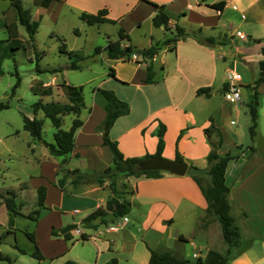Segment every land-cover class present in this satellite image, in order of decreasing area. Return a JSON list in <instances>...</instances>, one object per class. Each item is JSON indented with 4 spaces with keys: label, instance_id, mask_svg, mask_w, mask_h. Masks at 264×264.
<instances>
[{
    "label": "crops",
    "instance_id": "obj_1",
    "mask_svg": "<svg viewBox=\"0 0 264 264\" xmlns=\"http://www.w3.org/2000/svg\"><path fill=\"white\" fill-rule=\"evenodd\" d=\"M52 1L54 0H51L49 4ZM151 1L164 5L172 30L177 24L189 33L188 36L176 40L173 49H171L177 60L176 69L179 75L173 79L167 76L164 78V67H160L161 73L156 72L155 74L156 81L146 83L143 81L145 74L139 71L138 85H131L130 77L136 72L138 65H144L145 68V63H139L134 59L126 60L128 62L124 63L121 59L108 58L115 60L113 63L115 77L109 76L111 77L109 85H97L96 87L112 89L120 99L129 104V112L119 116L114 121L108 130V135L117 141L119 149L125 156L142 157L155 152L157 130L159 122H162L165 125L162 155L174 159L177 147L183 159L190 165L204 169L207 167V155L211 149L210 139L213 140V134L208 137L205 128L212 122L221 134L222 132L225 133L224 125L219 124L215 116L217 113H222L227 105L222 103L212 110L207 103L213 96L211 84L216 75L215 58L219 56L221 43L228 37V33L224 32V29H233L229 35L235 34L237 36V33L246 35V39L241 40L245 42L249 40L252 42L251 45H254V49H260L264 45V37L247 27V32L252 35L246 34L244 30L241 31L238 27L243 23L264 26V0H223L225 3L221 10L207 5V3L220 0ZM174 3L177 4V10L174 14V20H172L168 7ZM99 7H106L108 9L107 16L117 19V23L125 26L129 31L131 29L125 24L127 17L133 18L134 27L140 25L141 20L135 15L138 8H147V16L151 17V20L154 14L152 5L144 0H98L97 8L99 9ZM13 8L10 9L9 16L6 15L8 16V26H13L14 20H17ZM235 19H239L236 26H234ZM189 20L191 22L188 26L185 23ZM157 29L158 36L154 38V34H149L147 41L139 49L165 37L164 28L160 26ZM219 29L224 33L223 36L219 34ZM262 31L264 33V28ZM194 34H200L204 37L212 36L216 42L212 45L201 43ZM255 39H260V41ZM122 44L126 45L127 42H122ZM251 45H247L243 49H249ZM156 55L153 61L156 59ZM241 57L247 58V55H241ZM261 58L262 56L258 61ZM130 62L131 64L126 69L119 68V66ZM185 67L188 68L185 69ZM228 67L223 69L224 74L219 87L221 90L226 84V72L230 69ZM42 84L54 85V82L52 79V81ZM242 84H248V82L242 81ZM54 86L57 88V85ZM204 86L211 88L209 95L197 94V88ZM243 86L245 87V85ZM243 86H241L242 90ZM247 87L250 89L248 85ZM262 89H264V85H260L258 88L260 91ZM56 90L59 93V89ZM251 96V89L249 92L245 91L243 101L246 103ZM105 103L104 97L97 90H93L92 102L87 104L84 100V105L78 114L82 120V125L75 131L74 147L67 155L68 161L63 165L64 168H76L80 171L96 173L113 164L112 153L103 144V134L98 129L105 116ZM259 108L260 103L258 113ZM200 110L201 113H198ZM39 112L42 111L39 110L34 114L30 107V112L25 114L29 117L34 115L37 117ZM66 115L70 118L64 124V116ZM66 115L62 117V128L64 129H68L73 118L77 116L74 113ZM195 135H200L199 137L204 140V145L198 152L194 153L191 152L193 151L191 147L196 146ZM256 135H258V131ZM261 140L264 142L262 136ZM223 144L222 141V145L218 149L220 155L231 152L230 149L223 147ZM233 146L236 151H239V157L230 160L225 170V182L229 186L230 212L234 218L243 217L244 234H255L257 237L242 252L233 256L229 264H264V240L262 241L264 236V157L249 161L253 158V153L256 152L255 147L250 149L247 146L246 149H242V146L236 142H233ZM53 157H48L51 160L43 163V165L42 162L40 163L42 165L40 174L32 179L36 189L41 184L46 187L43 206L39 208V212L36 214L37 218L33 219L38 222L40 217L48 218L50 240L61 243L57 251L46 252L48 248L46 250L38 242L43 259L50 257L53 261H59V264H65L68 260L76 264H106L111 258H116L118 264H148L150 252L147 245L155 251H170L176 257L184 258L182 254L184 251L180 254L182 243L179 241H187L189 239L187 237L193 236L197 232L196 229L202 231L207 237L209 236V226L198 227L200 218H204L207 213V203L200 188L190 176L170 174L166 171H163L162 175L156 178H148L144 175L119 177L118 182H124L126 188L130 189L132 193L128 198L130 210L126 215L114 219L115 222L112 225L116 226L115 229L109 230L107 227L111 224L106 222L105 225L90 227L87 230L78 227L81 233L88 235L87 239H82L79 237L80 232L74 231H70V238L52 235L51 229L60 233L59 230L64 225L74 223L73 218L66 219L69 214L72 216L82 213L78 219L80 222L85 215L97 207H104L106 200L111 195L106 182L103 184L94 182V184L73 185L68 179L65 187L59 188L55 182L62 156ZM107 188L109 191L105 193ZM100 190L103 195L97 194ZM214 220L216 221L215 226L220 228L219 222ZM33 234L35 236V233ZM180 235L183 238H180ZM36 239L37 236H35ZM152 240L154 242H151ZM189 244L193 245V242L190 241ZM226 249L227 244L225 243L223 252H219L224 253Z\"/></svg>",
    "mask_w": 264,
    "mask_h": 264
},
{
    "label": "rangeland",
    "instance_id": "obj_2",
    "mask_svg": "<svg viewBox=\"0 0 264 264\" xmlns=\"http://www.w3.org/2000/svg\"><path fill=\"white\" fill-rule=\"evenodd\" d=\"M22 4L30 10L32 18L38 24L32 38L29 37L25 27L18 20H14L15 24L13 26H8V14L11 13L10 9L13 6L10 0H0V102L8 101L10 104L8 108L0 111V254L8 257L10 261L0 258V264H59V261H53L50 257L42 260L35 257L32 254L35 250L34 245L27 236V233H35L37 245L39 242L46 250L48 248L46 252L57 251L61 245L59 242L50 240L48 218L40 217L39 223L33 219L36 217L34 212L37 209V189L34 187L32 179L40 174V167L43 163L51 160L48 157L52 158L54 155L50 156L48 147L42 144L41 141L34 140L28 131L23 129L22 113H29L30 105L38 99L43 101H67V93L63 87L64 83L82 86L85 102L87 104L92 102L93 90L95 91L96 86L111 83L108 72L109 67H113L115 62V60H110L105 56V51L96 54L94 49L96 46H105L108 39L119 38L118 28L121 25L108 22L89 25L79 18L82 11L96 12L98 10V0H54L47 7L42 3V0H22ZM168 10L172 20H174L177 4L169 5ZM147 13V8H138L135 15L140 18V25L134 27L132 24L133 18L127 17L125 24L131 30L129 31L125 26H121L129 33V43L138 49L147 41L149 34H154V38H156L159 33ZM190 22L189 20L185 24L189 26ZM238 22L239 19H235L234 26ZM246 27L264 37L262 31L264 26L243 23L238 29L244 30L247 34ZM174 31V29L167 30L165 33L168 36H173ZM219 31V34L223 36L224 33L221 29ZM232 31L233 29H224V32L228 33V37L221 43L219 56L215 58L216 75L211 84L213 96L210 102L207 103L212 110L219 104L224 103L227 105L222 113H217L215 116L218 123L223 124L225 127V133L222 132L223 147L230 149L231 153H238L239 151L233 148V142H236L239 146L241 145L242 149H246L247 146L251 145L256 148V152L253 153V158L249 161L259 160V158L264 157V142L261 140V136L264 138V89L258 90L260 103L259 119H257L258 135H255L253 139L249 135L250 112L242 109L241 102L244 100L245 91H250L247 85L251 87L258 76L260 49H254V45L252 46V42L249 40L245 42L235 34L229 35ZM248 34L252 35L251 33ZM62 42H65L68 50H73L76 53L73 57V62L76 64L75 68L70 67L72 59L60 51ZM121 42L128 43L125 39H122ZM236 45L238 46L236 47ZM247 45H251V47L243 49ZM172 46L173 42L163 45L153 61L156 72L161 73L160 67H164V78L167 76L171 79L179 75L176 69L177 60L171 51ZM241 55H247V58H242ZM135 58H139V54L135 53L133 59L135 60ZM241 58L247 59V61H243ZM126 62L128 61H124V63ZM130 64L131 62L121 65L119 68L126 69ZM226 66H229L228 68L234 66L243 75L242 81L248 82V84H242L241 81L240 86L245 85V87H242L241 97L237 102L230 103L225 100L224 91L219 89L220 80L224 74L223 69ZM53 68L58 70L53 71ZM187 68L185 67V69ZM143 70L144 65H138L136 72L130 77L131 85H138L139 71L145 74ZM16 74L20 77V82L15 88L14 94L11 95V88L17 79ZM52 79L57 88L52 84L50 86L51 93L42 94V87H39V83L50 82ZM56 89H59V93ZM198 113H201V110ZM198 115L200 117V114ZM37 118L43 119L42 138L47 142H54V127L49 118L45 117L42 112L37 114ZM69 118L68 115L64 116V124L68 122ZM195 136L196 146L191 147L193 150L191 152L194 153L198 152L204 145V140L199 137L200 135ZM212 139L217 140L215 133H213ZM247 155L249 156V154ZM161 156L166 157L162 154ZM41 162L42 165H40ZM192 166L189 164L185 173L191 178L196 172ZM162 173L163 171H161V175ZM199 174L202 177L203 185H208L209 175L205 171L199 172ZM87 184H94V182ZM108 191L107 188L105 193ZM131 193L130 189L125 187L121 196L129 201L128 198ZM97 194L103 195V192L100 190ZM4 197L12 199L15 213L8 214L3 202ZM81 214L78 213L72 216L69 214L66 219L73 218L78 227L87 230L90 227H86L81 223V220L78 222ZM203 219L202 222H198V227L209 226L208 237L202 231L196 229L197 232L193 236L187 237L189 238L187 241H179L182 243L180 254L184 251L182 254L189 261V264H200L197 263V257H192L193 252L197 253L198 257H204L208 248L221 252L224 250L225 243L221 238L220 228L215 226L216 221L214 219L217 220V218L213 212L206 213ZM234 219L239 227L241 240L246 242L250 235L243 233L245 231V226L242 223L243 217ZM108 222L112 224L115 220ZM105 223L101 221L97 226L105 225ZM263 240L264 236L262 237ZM190 241L193 242V245L189 244ZM16 246L23 249L25 253L20 252Z\"/></svg>",
    "mask_w": 264,
    "mask_h": 264
},
{
    "label": "trees",
    "instance_id": "obj_3",
    "mask_svg": "<svg viewBox=\"0 0 264 264\" xmlns=\"http://www.w3.org/2000/svg\"><path fill=\"white\" fill-rule=\"evenodd\" d=\"M51 0H42L44 5H48ZM59 1V0H58ZM154 8V14L152 16V24L156 27L162 26L165 30L171 31V27L169 26V16L165 11V7L163 4H158L151 0H144ZM11 5L15 9L16 18L21 25H23L29 35L30 38L33 37L37 29V21L32 19L30 10L22 4V0H10ZM224 1L220 0L218 2L207 3L209 7L215 8L217 10H221ZM108 9L106 7L99 8L96 12H86L82 11L79 14V18L86 22L89 25L108 22L112 24L117 23V19H112L107 16ZM175 33L173 36H168L165 33V37L156 41L155 43L150 44L149 46L141 48L139 58H135V61L139 63H145V76L143 81L146 83H153L156 81L155 74L156 69L153 64V58L157 54L158 50L163 45H168L170 42L174 43L179 38H184L189 35V33L185 32L184 28L175 25L173 28ZM118 36L117 39H108L105 46L100 47L96 46L94 52L100 53L105 51L106 57L110 59H121L123 61L133 59L136 50L138 49L136 46H133L130 41L129 33L123 28H118ZM197 40L201 43L212 45L216 42V39L212 36H202L200 34H194ZM125 39L128 41L126 45H123L121 40ZM260 41V39H255ZM60 51L67 54L71 59L70 67L75 68L76 64L73 62V57L76 53L73 50H68L66 48L65 42H62L60 45ZM260 54L262 58L258 61V76L253 81L250 89L252 90L251 98L245 103L247 107V111L250 112L251 123L249 126V135L251 139L254 138L257 132V119H258V106H259V91L258 88L261 84H264V45L260 48ZM58 70V69H52ZM17 75V79L14 85L11 88V95L14 94L15 88L19 85L20 77ZM109 76L115 77V69L113 67H109ZM51 85H43L39 83V87H42V94H50ZM63 87L67 93V101H45L43 102L41 99L34 101L30 107L34 114H36L39 110H41L45 117L49 118L52 126L55 128L53 133L54 142L45 141L42 136V127L43 120L37 118L35 115L32 117L27 116L22 113V127L24 130H27L34 140L42 141L46 147H48L51 155L54 156H62V161L60 168L58 169V176L56 178L55 184L59 188H64L67 180L69 179L70 183L73 185L81 184V183H92L97 182L99 184L107 183L108 188L111 191L110 197L106 200L104 207H97L87 215H85L81 219V223H83L86 227H96L98 223H94V220L101 216L103 217L109 212L114 213V217L111 220L102 219V222L113 221L115 218L122 217L126 215L130 210V202L121 196L123 193V189L126 187L124 182H118L119 177H128V176H140L145 175L147 177H159L161 176L160 170H139L137 168V163L139 160L149 157V156H161L163 148H164V132L165 125L162 122H159V127L157 130V145L156 150L153 154H146L142 157L138 156H125L118 147V143L116 140H113L109 137V135H103V144L106 145L111 153L113 158V164L103 171L96 173L89 172H81L80 170L68 169L64 168L63 165L68 161L67 155L73 150L74 147V134L76 129L82 125V120L78 117L83 105V87L82 86H74L68 83H64ZM226 85L223 86V89ZM209 86L199 87L196 90L197 94H206L209 95L210 92ZM97 90L105 99V116L104 119L98 127L99 130L102 131L105 126L110 128L114 121L122 115H125L129 112V104L127 101L120 99L112 89L104 88V87H96ZM10 106L9 102H0V111L4 108H8ZM74 113L77 116L73 118L68 129L62 128V117L66 114ZM205 133L208 137H210L213 133L217 136V140L210 139L211 149L207 155V167L204 169L198 168L196 166H192L195 169V174L192 175L193 180L196 182L198 187L200 188L205 200H206V211L207 214L213 212L215 217L217 218L221 235L224 242L227 244V249L224 253H221L215 249H208L205 256L203 258L198 257L197 263L200 264H229L230 259L242 252L245 248H247L254 238L257 237L255 234H251L249 239L246 242L241 240V234L238 225L235 223V219L231 214V205L228 199L229 186L225 182V170L227 164L230 160L236 159L239 157V153H231L226 152L223 155L218 153V149L222 145V134L218 128H216L213 123L205 128ZM251 149L253 146L249 145ZM240 148V147H239ZM175 160H182L183 157L179 153L176 148L175 152ZM205 171L206 174L209 175V184L203 185L202 177L199 172ZM132 192V191H130ZM46 195V187L45 185H39L37 187V206L38 208L35 210V214H38L39 208L43 206L44 198ZM4 205L8 214H13L16 211L13 208V201L9 197L3 198ZM245 214V212H244ZM35 217L34 219H36ZM204 219H200L202 222ZM52 235H62L65 238L71 237V232L67 231L63 234L58 233L54 229H51ZM28 238L34 245L35 250L33 251V255L38 259H43V255L41 254L39 247L36 243L35 236L33 232L27 233ZM80 237L82 239H87L88 235L86 233H80ZM180 238H183L180 235ZM17 247V246H16ZM150 255L148 258V264H189V261L185 258H178L173 255L170 251H162L158 252L153 250L147 245ZM20 252L25 253V251L19 247H17ZM234 248V252H233ZM0 258L8 259V257L0 254ZM11 263V262H10ZM66 264H76L75 262L68 260ZM106 264H118L116 258H111L107 261Z\"/></svg>",
    "mask_w": 264,
    "mask_h": 264
},
{
    "label": "water",
    "instance_id": "obj_4",
    "mask_svg": "<svg viewBox=\"0 0 264 264\" xmlns=\"http://www.w3.org/2000/svg\"><path fill=\"white\" fill-rule=\"evenodd\" d=\"M141 49L136 50V54H140ZM242 109L246 110L245 101L241 102ZM108 126L103 129V135H108ZM188 162L184 159L175 160L162 156H149L138 161L137 168L139 170H161L169 172L175 175H184L188 169ZM114 217V213L109 212L103 217L99 216L94 220V223H100L102 219L111 220ZM77 223H68L64 225L59 231L61 234L67 231H71L77 227Z\"/></svg>",
    "mask_w": 264,
    "mask_h": 264
},
{
    "label": "built area",
    "instance_id": "obj_5",
    "mask_svg": "<svg viewBox=\"0 0 264 264\" xmlns=\"http://www.w3.org/2000/svg\"><path fill=\"white\" fill-rule=\"evenodd\" d=\"M237 36L240 39H246V35H244L242 33H237ZM241 81H242V74L238 70H236L234 68L228 69L227 75H226V87L223 89L225 100H227L230 103L237 102L240 100V97H241V86H240ZM107 228L109 230H113L116 228V226L111 224ZM71 231H74L76 233L80 232L78 226ZM192 256L198 257L197 253H195V252H193Z\"/></svg>",
    "mask_w": 264,
    "mask_h": 264
}]
</instances>
